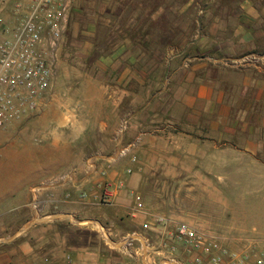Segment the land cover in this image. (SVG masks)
Here are the masks:
<instances>
[{"label": "rangeland", "instance_id": "1", "mask_svg": "<svg viewBox=\"0 0 264 264\" xmlns=\"http://www.w3.org/2000/svg\"><path fill=\"white\" fill-rule=\"evenodd\" d=\"M237 1L113 0L93 35L65 33L46 106L33 119L0 129V264H26L20 245L30 237L26 231L33 223L28 194L31 181L47 176L42 174L47 168L65 172L91 162L101 179L94 203L86 208L91 217L120 214L112 203L99 200L102 188L112 186L108 175L114 171L120 174L121 184L130 181L127 196L134 208V196L140 195L143 215L165 217L172 228L178 222H187L230 249H240L252 241L247 240V232H233L224 222H206L203 206L209 201V192L203 190L201 176L171 177L163 173L170 155L169 140L149 144L146 149L142 143L144 133L156 132L160 120L168 116L170 76L174 83L186 78L185 73L172 72L189 59L204 56V51L191 44L200 39L201 33H207L204 27L201 29L200 18L209 9L233 8ZM14 3L0 0V40L6 29L16 25L9 16ZM157 11L160 17H155ZM216 13L212 17L219 16ZM222 17L228 16L222 13ZM128 36L135 46L130 63L124 62L127 52L122 53L121 46ZM200 62H191V66ZM127 67L134 75L122 78ZM111 86L117 89L112 94ZM110 98L118 104L113 111L106 107ZM101 122L104 127L99 126ZM229 187L222 193L232 204L237 192L232 183ZM108 225L102 224L105 228ZM117 226L124 230L131 224L123 217ZM60 229L71 242L98 245L100 240L90 229ZM41 251L38 247L37 252ZM42 263L41 257L35 264Z\"/></svg>", "mask_w": 264, "mask_h": 264}, {"label": "crops", "instance_id": "2", "mask_svg": "<svg viewBox=\"0 0 264 264\" xmlns=\"http://www.w3.org/2000/svg\"><path fill=\"white\" fill-rule=\"evenodd\" d=\"M112 4L113 0H71L67 31L93 35ZM214 11L219 16L212 17ZM15 12L16 8L9 12L12 23H17L22 13ZM208 14L211 17H206ZM154 15L160 17L161 12ZM206 15L200 23L207 33L191 43L204 51V56L189 59L172 72L185 73L186 78L174 83L170 76L168 116L160 120L156 132L144 133L143 148L169 140L170 155L163 173L201 176L202 188L209 192V201L203 206L206 222H224L233 232H247V240H263L264 0H238L233 8L209 9ZM121 46L122 53L127 52L124 62L130 63L133 38L125 37ZM253 53L258 54L246 55ZM197 61L201 62L191 66ZM132 72L127 67L121 77L129 78ZM109 90L111 94L117 91L113 86ZM117 105L113 98L106 102L110 111ZM104 125L101 122L99 126ZM92 163L65 172L47 168L42 173L47 176L31 181L28 194L33 223L26 235L34 238L28 237L20 245L26 264L38 263L41 257L47 264H190L182 251L172 249L171 228L156 226L150 215L134 208L127 196L130 181L121 184L119 173L112 171L108 179L112 207L120 214L107 218L87 214L86 208L94 203L101 186ZM229 183L237 192L232 204L222 193L230 188ZM123 217L131 224L129 229L117 226ZM104 223L109 227H103ZM134 224H138L137 229ZM61 226L90 229L99 243L71 242ZM38 247L42 248L40 253Z\"/></svg>", "mask_w": 264, "mask_h": 264}, {"label": "built area", "instance_id": "3", "mask_svg": "<svg viewBox=\"0 0 264 264\" xmlns=\"http://www.w3.org/2000/svg\"><path fill=\"white\" fill-rule=\"evenodd\" d=\"M15 4L21 16L0 40V129L24 123L46 106L71 10V0H18ZM99 200L112 203L108 187L102 188ZM134 201L135 209L144 211L139 194ZM33 208L39 209L37 204ZM154 220L156 226H170L165 217ZM170 228L172 249L182 251L190 264H264V239L230 249L187 222ZM47 263L43 259L42 264Z\"/></svg>", "mask_w": 264, "mask_h": 264}]
</instances>
